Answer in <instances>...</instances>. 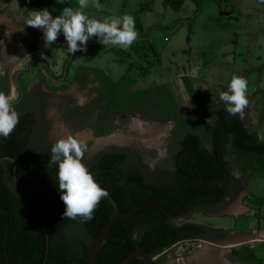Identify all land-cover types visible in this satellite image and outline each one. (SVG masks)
Returning a JSON list of instances; mask_svg holds the SVG:
<instances>
[{"label":"trees","instance_id":"obj_1","mask_svg":"<svg viewBox=\"0 0 264 264\" xmlns=\"http://www.w3.org/2000/svg\"><path fill=\"white\" fill-rule=\"evenodd\" d=\"M196 2L197 14L201 4L199 0ZM24 3L31 11L45 7L51 10L54 7V17L61 12L52 0H24ZM134 19L136 25L141 26L138 14ZM37 35L44 40L43 33L38 31ZM142 45L154 53L149 44L144 45L143 42ZM36 49L35 45L23 46L22 55ZM109 50L122 58L130 55L113 46L108 47ZM79 52L71 54L70 58L74 59ZM137 52L139 54L141 51ZM134 67L131 64L129 70ZM137 69L144 75L148 72L147 66L137 65ZM86 70L98 76L113 94L121 90V85L126 87L129 83L128 78H124L128 74L115 81L103 69L80 68V71ZM0 72L4 73L0 76V92L8 96L11 78L7 70ZM183 82L198 114L209 119L210 125L204 131L184 130L182 138L177 141L174 168L168 171L173 174L169 184H153L143 153L132 147H111L85 163L101 187L115 198L122 212L152 203L167 210L166 213L152 207L120 219L108 241L101 246L98 264H124L138 247L151 257H161L183 242L210 241L216 237L224 239L226 231L189 221L196 210L193 207L224 202L230 193L231 182L239 180L246 184L245 176L249 172L264 169V140L260 139L258 133L249 131L246 113L245 118L240 119L239 115H230L225 108L206 106L189 78L183 77ZM45 97L46 94L39 87L27 92L20 89V97L12 103L20 114V122L8 138L0 137V264H7L5 233L10 222L7 249L11 264H43L47 235L50 251L46 264H90L89 245L115 213L113 203L104 197L90 220L63 217L66 206L62 205L64 202L58 188L59 169L57 164H50ZM153 107L163 110L164 120H183L175 96L166 84L133 93L129 97L112 96L109 104L103 107L101 116H116L124 108L130 109L131 113L149 114ZM94 130L97 136H104L108 131L100 125L95 126ZM230 155L235 157L234 163L230 162ZM236 170L241 171V179L236 178ZM38 186L46 189L55 203L46 207L49 198ZM197 193V198L183 214L186 221L175 224L169 214L178 215ZM247 248L232 250V253L243 256L246 263L258 261L252 251L249 256H244ZM133 264L146 263L136 259ZM157 264H164V261H157Z\"/></svg>","mask_w":264,"mask_h":264},{"label":"rangeland","instance_id":"obj_2","mask_svg":"<svg viewBox=\"0 0 264 264\" xmlns=\"http://www.w3.org/2000/svg\"><path fill=\"white\" fill-rule=\"evenodd\" d=\"M54 1L56 4L59 3L55 6L62 11L66 7L74 9L78 7V0ZM219 1L220 4L234 2V0H204V11L200 18L192 24L191 41L188 40L189 24L187 22L193 15L189 8H184L180 13L172 11L165 13L163 12V5L157 2L153 6L154 10L144 14L143 21L146 27H150V40L161 54L159 61L157 56L149 52L150 55L142 59L141 62L140 58L144 51L133 55V57L119 58L113 50L107 51L108 46H103L96 38H91L88 43L97 45L87 48L86 52L80 51L77 53L74 59L70 58L68 64L71 63V65L67 64V68L64 70L57 69L58 72H55L52 68V66L54 67L52 59L55 55L51 57L47 52L41 53L39 56L33 55L32 60H29L30 56L23 57L25 59L17 57L22 55L23 46L35 45L39 47V43H42V46L45 44V41L37 35V30L20 21L17 25L15 24L12 36H9L10 34L0 35V70H7L11 78L8 96L13 103L20 97V89L27 92L34 87H39L46 94L47 104L44 107V115L49 127L46 137L50 149L62 134L78 135L79 138L82 136L83 141L88 146L83 158L85 164L93 156L108 150L112 146L132 147L143 153L151 173L154 175L159 173L158 176H155L157 179L153 181L157 184L166 183L163 174L172 171L174 168L173 157L178 149L177 141L182 138L184 130L190 128L204 131L210 125L209 120L198 114V109L195 108L186 90L182 76L186 74L185 71H189L190 66L194 67L198 62L202 64L204 62L211 63L215 50L222 46L233 45L231 32H228V34L223 33L215 22L218 17L226 14L224 10L219 8ZM16 2L21 8L24 0H16ZM142 2L141 0H99L100 7H96V0H89V7L85 12L89 18H115L123 17L126 14L134 17L140 10ZM232 6H235L234 3ZM0 11V16L3 17L5 12L4 10ZM30 14L31 12L24 8V16L29 17ZM178 21L180 24L177 23ZM258 21L262 20L255 15V23L249 24L253 26L251 32L239 34L235 43L237 52L241 55L242 63L248 69H252L250 83L253 85H257L260 79L264 80V77H261V67L264 66V35H261L259 31L258 25L260 24H258ZM41 32L43 31L41 30ZM232 48L230 47V49ZM137 63L139 66L141 64H151L149 75L144 77L145 75L136 68L135 72L133 71L132 74L124 77L128 78L129 83H127V86L123 87L121 85V90L115 94L110 92L108 85L104 84L98 76L90 73L89 69L80 71L81 67L100 68L108 76L118 81L125 75L131 64L137 65ZM256 68H258L257 72H254L253 69ZM62 71L64 73L63 77L59 75ZM201 73L204 75V68H202ZM162 84H166L175 96L183 116L182 121L164 120L163 110L155 107L151 108L149 114L143 112L131 113L130 109L124 108L116 116H113V114L105 117L101 116L103 107L109 104L112 96L129 97L133 93ZM140 123H143L145 127L148 124L157 123L171 129L170 136L163 144V151L160 147L162 145L159 143L157 145V142L153 139L150 142L148 138H143L141 129L137 128ZM97 125L108 131L104 136L96 135L92 138L91 129H94ZM130 129H133L131 133L128 132ZM262 135L264 136V129ZM101 138H112L114 140L105 143L100 141ZM234 159V156H229L231 163H234ZM236 173L243 176L238 171ZM256 175L264 181V171ZM255 185L256 188L260 187L259 190L262 189L258 193V195H261L264 192V182L260 186L257 183ZM209 217L202 214L192 218V220L189 219V221L206 226L221 222L233 227L237 226L238 228L242 227L250 230L264 229V221L261 222L258 217L252 215L221 221H212ZM256 247H248L246 252L243 253L244 256H249L248 254L251 251L255 255L259 252L260 255L264 244H257ZM202 248V241L183 242L157 260L164 261V264H223L220 259L222 249H220L221 252L219 250H215V253L214 251L213 253L210 252V256L203 257V260L198 263L195 255ZM234 253L226 251L224 253L226 260L230 258L234 260L233 264H263V260L260 259L253 263H244L242 261L244 260L243 256V258L239 257L240 262L236 261L233 256Z\"/></svg>","mask_w":264,"mask_h":264},{"label":"crops","instance_id":"obj_3","mask_svg":"<svg viewBox=\"0 0 264 264\" xmlns=\"http://www.w3.org/2000/svg\"><path fill=\"white\" fill-rule=\"evenodd\" d=\"M52 1L56 6L59 4V3L56 4L54 0ZM141 1L143 2L141 4L140 10L137 13L139 15L141 26H138L135 23L136 31L138 32L137 40L127 50H124L119 46H113L116 49L123 50V52L130 53V55H126V57H133V55L135 54L137 55L138 54L137 51L139 50V51H144L142 52L143 57L140 58L141 62L142 59H145L148 57V55H150L149 52L157 56L158 61L161 59L160 58L161 54L159 53V51H157L156 47L153 45V43L150 40L151 39L150 27H146L143 21V15L151 10H154L153 6L157 2L163 5L164 8L163 12L165 13L171 11L180 13L184 8H189L193 16H191L187 22L189 24L188 40L189 41L192 40L191 39L192 24L198 18H200V15L204 11V0H199L201 4V9L200 12L197 14H196L197 0H141ZM180 1L182 2L180 3ZM233 3L235 6H232ZM257 4L259 5L256 6ZM219 6H220L219 8L224 10L226 14L225 16H220L215 20L216 25L219 29H221L223 33L228 34V32H231L230 34L232 36L231 42L233 45L222 46L218 50H215L214 57L212 58L211 63L204 62L202 64L198 62L194 67L190 66L189 71H185L186 74L182 76V79L183 77L189 78L191 84L198 93L199 98L203 101V104H205L206 106L216 105L219 108H225L224 103L220 100V93L228 91V86L234 75H239L246 78L248 82V89L246 95L249 100V103L245 108V113L248 121V129L250 132L258 133L260 139L264 140V136L262 135V131L264 129L263 126L264 125V88H263L264 80L260 79V82L257 83V85H253L252 83H250L252 69H248L247 66H244V63H242L241 61V55L238 54L235 45L236 37L239 34H243V33L247 34L251 32L253 26L249 24L255 23L254 22L255 15L256 17H258V19L262 20V21H258V24H260L258 26L261 35H264V0H234V2H229L224 4H220L219 1ZM24 8L30 12H33L25 6L24 2L22 7L20 8L16 0H0V10H4L5 12V15L3 17L0 16V35L10 34L9 36H12L13 35L12 31L14 30L15 24L17 25V23L20 21L27 24V21L30 18V16L29 17L27 15L24 16ZM146 9H148V11H146ZM177 23L180 24L179 21ZM34 29L41 32V29H37V28ZM143 42L144 45L149 44V47L150 46L153 47L154 53L152 51L146 50L145 46L142 45ZM41 44L42 43H39V47L37 46L35 52H28L26 54L27 56L18 55L17 57L21 59L23 57L30 56L29 60H32L33 55L39 56L41 53L47 52V54L50 55L51 57L55 55L53 59L51 58L53 62L52 64H54V67L52 66V68H54L55 72H58L59 69L64 70L65 68H67L66 65L70 60L69 58L71 54L68 53L66 50L67 42L62 34L58 36L57 41H55L52 44L53 46L45 47V44L44 46H42ZM95 45L94 44L91 45L88 43L87 48L92 46L95 47ZM230 47L233 48L230 49ZM68 65H71V63ZM137 65L139 66L138 63ZM137 65H135V67L132 70H129L131 67L130 65L125 75L126 74L130 75L133 73V71L135 72L137 70L136 69ZM141 66L148 67V72L144 77L148 76L150 73L151 64L148 65L141 64ZM202 68H204V75H202L201 73ZM257 69L258 68L253 69L254 72H257L256 71ZM261 70H262L261 77L263 78L264 66L261 67ZM62 74L63 71L62 73L61 72L59 73L60 76ZM237 171L241 173V171L236 170V172ZM262 171H264V169L255 172H249V174L245 176L246 184L243 183L244 191L240 192L242 186L241 187L239 186L234 191L229 189L230 193L226 198V200L223 202L226 206L221 207L216 215H207V214L205 215L210 216L209 218L212 221L241 218L242 216H249V215L258 217L261 222L264 221V192L261 195H258V193L262 189L259 190L260 187L256 188L255 185L256 183L258 184V186L263 184L264 182L263 179L257 177L256 175L257 173H260ZM236 172H235L236 178L241 179L242 176L238 175ZM238 182L240 181L238 180ZM202 214L204 213H197L193 215L192 218L201 216ZM207 226L224 230L227 232L226 235L229 236L228 238H225L221 241V242H226L227 240H229V242H227L228 244L223 246H215L214 248L212 247L213 251L217 249V251L219 250V252H221L220 249H224L223 250L224 252H222V257H220V259L223 261V264L234 263L233 259L230 258L231 260H226L225 258L224 253L226 250L230 248L232 250H240L244 247L257 248L256 247L257 244H264V241L259 240L264 235V232H262L264 229L250 230L248 228L246 229L242 227L238 228L237 226L233 227L232 225L230 226L228 224H224L221 222L216 225L208 224ZM221 242H218L217 245ZM261 252L262 253L260 255L258 252L256 257L258 260L259 259L263 260L262 263L264 264V248L262 249ZM233 256L235 257L236 261H239L238 260L240 259L239 256H235V255ZM203 257L206 256L204 255Z\"/></svg>","mask_w":264,"mask_h":264},{"label":"clouds","instance_id":"obj_4","mask_svg":"<svg viewBox=\"0 0 264 264\" xmlns=\"http://www.w3.org/2000/svg\"><path fill=\"white\" fill-rule=\"evenodd\" d=\"M88 7L89 0H78L77 8L66 7L55 17L52 13L56 9L45 7L31 12L27 25L43 31L45 47L52 46L62 34L70 54L86 52L91 38H96L103 46H119L124 50L137 40L138 32L132 15L89 18L85 12ZM96 7H100L99 0H96ZM3 75L0 72V76ZM247 89V79L234 75L228 91L220 93V100L230 115L245 118V108L249 103ZM19 122L20 114L9 96L0 92V137L8 138ZM87 147L78 135L62 134L53 144L50 155V164H57L59 169L58 188L66 205L63 217H80L84 221L92 219L95 208L108 194L83 163Z\"/></svg>","mask_w":264,"mask_h":264},{"label":"water","instance_id":"obj_5","mask_svg":"<svg viewBox=\"0 0 264 264\" xmlns=\"http://www.w3.org/2000/svg\"><path fill=\"white\" fill-rule=\"evenodd\" d=\"M201 183L204 186L203 179H201ZM38 188L42 189L43 192H45L46 195L49 198V204L46 205V207L49 206V205H51V204H53V203H55V200L46 191V189H44V188H42L40 186H38ZM199 193H197L196 195H194L184 205L183 209L180 211V213L178 215L175 216V215L169 214V216L172 217V218H175V219H180L182 217L185 209L197 198V196H198ZM106 198H108L113 203V205L115 207V213L111 217V219L109 220V222L106 225V227L102 230V232L89 245L90 264H98L97 257H98V254L100 253L101 246L108 241V239L110 237V234H111L113 228L115 227V225L117 224V222L120 219L125 218V217H128V216L135 215V214H137V213H139V212H141V211H143V210H145L147 208H152V207H158V208L162 209L164 212L167 213V210L163 206L158 205V204H155V203L148 204V205H144V206H142V207H140L138 209H135L133 211L124 213V212H122V210H121L118 202L115 200V198L113 196H111L110 194H107ZM62 205L66 206L65 204H62ZM44 209L45 208L42 209V212H41L42 215L44 213ZM10 226H11V222H10V224H9L7 230H6V233H5V245H6L5 254H6L7 264H11L10 258H9V255H8V249H7ZM204 242L210 243V244H212L214 246H223V245L228 244L227 242H229V240H227L226 242H221L218 245L215 242L202 240V243H204ZM49 244H50V240H49V236L47 235V249H46V254H45V259H44L43 264H46L47 263V259H48L49 251H50V245ZM136 259H142L146 264H157V258L156 257H151L149 254H147L145 251H143L139 247L136 250H134L127 257V259L125 260V263L124 264H133L134 260H136Z\"/></svg>","mask_w":264,"mask_h":264},{"label":"flooded vegetation","instance_id":"obj_6","mask_svg":"<svg viewBox=\"0 0 264 264\" xmlns=\"http://www.w3.org/2000/svg\"><path fill=\"white\" fill-rule=\"evenodd\" d=\"M132 131V129H130V131H128L129 133ZM91 137L93 138V137H95L96 136V134H95V130L94 129H91ZM169 136H170V134H169ZM168 136V137H169ZM90 137V138H91ZM167 137V138H168ZM167 138L165 139V140H167ZM163 141L162 143H160V145H163V143L164 142H166V141ZM112 147H117V148H126V147H119V146H117V145H115V146H112ZM129 148H131V147H129ZM98 155V154H97ZM96 156V155H95ZM94 157V156H93ZM143 158H144V155H143ZM145 160V159H144ZM146 162V161H145ZM151 174V182L153 183V184H155V185H167V184H169L171 181H172V179H173V174L172 173H169L168 171L167 172H165V174H163L164 176H163V179L166 181V183H163V184H157L156 182H154L153 180H156L157 178L155 177V176H158V174L159 173H155V175L153 174V173H150ZM241 187V186H243V183H241V182H238V181H233V182H231L230 183V185H229V189H231V190H236L238 187ZM242 191H244V189L242 188L241 190H240V192H242ZM192 204V203H191ZM190 204V205H191ZM226 205L222 202V203H219V204H216V205H206V204H198V205H196L195 207H193V209H196L195 210V212H194V214L193 215H195V214H197V213H204V214H207V215H216L217 213H218V210L221 208V207H225ZM186 210V209H185ZM185 212V211H184ZM184 214V213H183ZM171 219L174 221V223L175 224H183V222H185L186 221V218L182 215V217L180 218V219H175V218H172L171 217ZM227 233V232H226ZM229 236L228 235H225V238H228ZM224 238V239H225ZM223 239H217V237L214 239V240H210L211 242H215V243H218V242H221ZM193 241H202V240H193ZM228 250H231V251H227L226 250V252H232V249L230 248V249H228ZM157 259L159 258V257H156ZM196 260H198V259H196ZM227 260H231V259H227ZM158 261V260H157ZM198 262V261H197ZM199 263V262H198Z\"/></svg>","mask_w":264,"mask_h":264},{"label":"bare ground","instance_id":"obj_7","mask_svg":"<svg viewBox=\"0 0 264 264\" xmlns=\"http://www.w3.org/2000/svg\"><path fill=\"white\" fill-rule=\"evenodd\" d=\"M137 128L141 129V134H142L143 138H148L150 140V142H151V139H153L155 142H157L156 143L157 145H158V143L159 144L162 143L169 136L170 130H171L168 126H162V124H157V123L148 124L147 127H145V125L143 123H140L139 127H137ZM89 137H90V135H89ZM80 139L84 140V138L82 136L80 137ZM109 140H114V139H112V138L111 139L110 138L109 139L101 138L100 141L106 143ZM160 147H161V150L163 151V148H164L163 145L160 146ZM212 247L214 248L215 246L210 244V243L204 242L203 243V248L200 250V252L197 255H195V259H198V262H201L203 260V256L204 255L206 257L210 256V254H211L210 252L213 253V248ZM215 250L217 251V249H215ZM215 250H214V253H215ZM223 250L224 249H222V252H224Z\"/></svg>","mask_w":264,"mask_h":264},{"label":"built area","instance_id":"obj_8","mask_svg":"<svg viewBox=\"0 0 264 264\" xmlns=\"http://www.w3.org/2000/svg\"><path fill=\"white\" fill-rule=\"evenodd\" d=\"M262 232H264V230H263ZM259 240H260V241H264V235H263V237L260 238Z\"/></svg>","mask_w":264,"mask_h":264}]
</instances>
